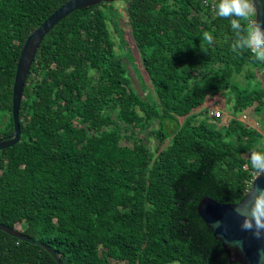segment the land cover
Wrapping results in <instances>:
<instances>
[{"label":"trees","instance_id":"1","mask_svg":"<svg viewBox=\"0 0 264 264\" xmlns=\"http://www.w3.org/2000/svg\"><path fill=\"white\" fill-rule=\"evenodd\" d=\"M67 1L0 0V139L14 131L26 39ZM125 3L150 85L133 88L116 50L114 3L61 20L28 76L21 140L0 150V223L47 243L64 264H241L229 262L198 204H238L261 173L251 156L264 155V132L239 114L264 110V85L253 83L263 64L250 49L233 51L247 32L217 15L219 0ZM229 94L231 116L213 126L207 102ZM0 264L58 261L0 230Z\"/></svg>","mask_w":264,"mask_h":264},{"label":"water","instance_id":"2","mask_svg":"<svg viewBox=\"0 0 264 264\" xmlns=\"http://www.w3.org/2000/svg\"><path fill=\"white\" fill-rule=\"evenodd\" d=\"M115 1L117 0H68L29 35L18 61L13 87L14 131L9 139H0V150L14 146L21 140V102L32 64L45 36L61 20L76 10ZM256 2L258 15L255 19L264 24V0H256ZM261 190H264V174L262 173L254 178L250 189L238 204L221 203L208 196L198 204L199 216L211 229L214 237L222 242L230 263L264 264V228H258L252 216L253 206ZM245 219L250 221L252 225L250 228L244 226ZM0 230L19 240L46 248L58 264H64L58 253L47 243L2 223H0Z\"/></svg>","mask_w":264,"mask_h":264},{"label":"rangeland","instance_id":"3","mask_svg":"<svg viewBox=\"0 0 264 264\" xmlns=\"http://www.w3.org/2000/svg\"><path fill=\"white\" fill-rule=\"evenodd\" d=\"M114 3V7L116 8V15L118 16V21L120 22V25L122 26V31L115 25L114 22H110V29L112 31V34L114 36V40L116 41V50L119 52L122 57L123 61L127 67L128 76L130 79H132V86L138 93H143L142 88H145L146 84L147 86L150 85V81L148 79L147 74L144 71V68L142 66L141 58L139 55V52L136 48L134 38L132 36L131 28L128 23V17H127V10H126V3L125 0H117ZM128 47H131L133 51V55L128 52ZM264 66L261 68V71L253 68V71L255 72L256 76L253 78V83L256 84L257 82H262L264 85ZM143 71V72H142ZM143 73H144V80L143 79ZM240 82V85H245L248 81L244 75H240L236 79ZM232 96L234 94H229L227 98L220 97L218 99L213 98L209 99L207 102V106L210 108L214 105H218L221 107V110L224 112V117L220 118V121L216 122L215 119L211 118L209 119V122L213 124V126L223 128V123L227 122V119L231 116V110H232ZM231 99V100H229ZM230 115V116H229ZM246 116V117H244ZM239 117L241 120L245 121L248 125L261 128L264 132V110L261 113H255L254 108L250 107L246 109L244 112L239 114ZM206 119V118H205ZM259 122V123H258ZM3 124V123H1ZM113 264H125L123 261H117ZM168 264H180L179 262H172Z\"/></svg>","mask_w":264,"mask_h":264},{"label":"clouds","instance_id":"4","mask_svg":"<svg viewBox=\"0 0 264 264\" xmlns=\"http://www.w3.org/2000/svg\"><path fill=\"white\" fill-rule=\"evenodd\" d=\"M217 15L223 19H228L231 28L237 33L246 31V37H242L233 45L236 48L250 49L254 58L264 62V24L258 20L253 22L252 17L258 15L256 0H219L216 6ZM242 21L244 23L242 25ZM204 40L211 42L208 32L203 35ZM252 166L255 170L264 174V155L253 153L251 156ZM252 216L258 228H264V190L256 198L253 206ZM244 226L250 228L252 225L245 219Z\"/></svg>","mask_w":264,"mask_h":264},{"label":"built area","instance_id":"5","mask_svg":"<svg viewBox=\"0 0 264 264\" xmlns=\"http://www.w3.org/2000/svg\"><path fill=\"white\" fill-rule=\"evenodd\" d=\"M215 2H216V0H211V3H215ZM252 19H253V22L256 21L255 16H253ZM250 51H251V50H250ZM251 53H252V52H251ZM262 64H263V66H264V62H262ZM210 115H211L213 118H221V117H224V112L221 110V107H220V106H218V105H214V106H212V107L210 108ZM244 117H246V116H244ZM259 174H261V173H259ZM259 174H255L254 177L252 178V181H253L254 178H255L256 176H258ZM252 181H251V183H252Z\"/></svg>","mask_w":264,"mask_h":264}]
</instances>
